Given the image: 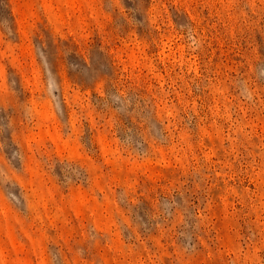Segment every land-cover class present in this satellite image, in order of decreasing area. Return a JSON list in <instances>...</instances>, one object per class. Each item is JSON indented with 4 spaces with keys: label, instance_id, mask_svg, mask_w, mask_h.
Listing matches in <instances>:
<instances>
[{
    "label": "rangeland",
    "instance_id": "rangeland-1",
    "mask_svg": "<svg viewBox=\"0 0 264 264\" xmlns=\"http://www.w3.org/2000/svg\"><path fill=\"white\" fill-rule=\"evenodd\" d=\"M0 264H264V0H0Z\"/></svg>",
    "mask_w": 264,
    "mask_h": 264
}]
</instances>
